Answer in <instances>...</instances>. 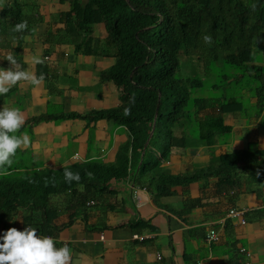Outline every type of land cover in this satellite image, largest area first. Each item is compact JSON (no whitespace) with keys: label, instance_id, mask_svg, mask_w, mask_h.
Listing matches in <instances>:
<instances>
[{"label":"crops","instance_id":"0c3cea01","mask_svg":"<svg viewBox=\"0 0 264 264\" xmlns=\"http://www.w3.org/2000/svg\"><path fill=\"white\" fill-rule=\"evenodd\" d=\"M72 1L0 0V67H11L7 52L12 49L26 68L45 74L39 85L21 81L0 94V108L23 110L26 119L19 132L27 131L31 138L11 164L0 166V176L91 161L120 165L119 151L130 140L125 126L82 116L119 107L117 87L103 78L115 59L78 50L80 37L69 23ZM24 20L28 27L17 30L15 25ZM91 33L94 41L103 38L104 25L93 24ZM257 49L252 65L264 67V46ZM37 55L42 62L33 64ZM252 77L224 78L226 89L232 80L244 84L237 94L223 97L236 99L235 111L223 116L231 129L212 145L199 141L190 128L176 129V136L188 137L185 148L173 150L149 172L142 171L136 152V165H129L124 177L111 179L93 205L81 207L68 194L50 196L52 224L62 227L56 243L72 248L69 264H264V182L256 176V167L264 162L256 158L264 154V109L257 103ZM214 113L205 110L193 119ZM241 154L254 155L253 168L235 158ZM226 155L231 156L228 162L223 161ZM172 176L189 180L169 184L170 193L162 195L160 182ZM232 208L244 210V224L228 216ZM28 213L18 209L2 228L0 224V235L12 226L26 227ZM211 229L217 240L208 242ZM134 235L146 237L140 241Z\"/></svg>","mask_w":264,"mask_h":264},{"label":"trees","instance_id":"16d2710c","mask_svg":"<svg viewBox=\"0 0 264 264\" xmlns=\"http://www.w3.org/2000/svg\"><path fill=\"white\" fill-rule=\"evenodd\" d=\"M70 17L69 23L80 37L78 50L87 48L91 54L115 59L103 78L115 84L120 100L117 108L82 116L107 118L123 125L130 140L119 151L118 166L91 161L35 170L22 176L2 174L1 228L18 209L26 208L29 213L24 217L25 225L56 238L62 227L52 224L50 196L68 194L81 207L96 201L111 179L124 177L127 167L136 165L133 160L136 152L142 166L154 133L158 139L163 126L165 140L161 156L155 158L153 168L148 161L143 163V172L152 171L173 150L187 146L188 137L176 136L173 131L179 126L186 132L199 112L216 111L197 118L199 141L212 145L216 136L229 132L231 128L223 123V116L235 111L234 100L202 96L207 86L190 74L194 72L185 73L181 68L183 61L185 65L196 63L203 70H211L212 63H221L226 67L223 78L227 80L234 78L233 75L253 76L254 95L259 107L264 109V67L252 65L255 47L264 46V0H73ZM95 23H102L105 28V36L96 41L91 33ZM205 35H210L211 40L206 41ZM217 86L207 89L214 90ZM153 123V134L147 141ZM230 157L226 155L223 161ZM258 157L264 159V154ZM235 158L253 168V154L235 155ZM67 168L79 171L81 179L69 182L65 178ZM256 170L258 182H264V162ZM186 179L165 177L160 182L163 183L161 194L170 193L169 184Z\"/></svg>","mask_w":264,"mask_h":264},{"label":"clouds","instance_id":"9594fccd","mask_svg":"<svg viewBox=\"0 0 264 264\" xmlns=\"http://www.w3.org/2000/svg\"><path fill=\"white\" fill-rule=\"evenodd\" d=\"M28 27L27 20L15 25L17 30ZM210 41L211 36L205 35ZM15 52H7V60L11 67H0V94L8 93L10 87L21 81L34 85L41 84L45 74L37 75L17 60ZM40 56H33L32 63H40ZM23 110L17 106L0 108V166L12 163L17 149L31 143L27 131L19 132L25 122ZM153 134V133H152ZM148 139V138H147ZM65 178L71 182L81 179L79 171L65 169ZM88 203V202H87ZM72 259V248L68 243L57 246L56 238L39 233L36 227L27 225L22 230L12 226L0 235V264H69Z\"/></svg>","mask_w":264,"mask_h":264},{"label":"rangeland","instance_id":"374dc122","mask_svg":"<svg viewBox=\"0 0 264 264\" xmlns=\"http://www.w3.org/2000/svg\"><path fill=\"white\" fill-rule=\"evenodd\" d=\"M258 46H261L260 44ZM257 51L258 49L255 47L254 49V57H257ZM182 61V60H181ZM181 68H183V70H186L188 72H194V73H190V74H194L195 77H197L198 79H201V83H203L205 86H207V88H210L211 85H218V88H215L214 90H209L207 88H204L203 90L209 93H201L203 95H205L206 97L209 96L210 94V98L211 99H223V97H226L227 94H229L230 96L235 95L238 93V91L240 90V88H243V84L244 81L239 82V83H234L233 80L231 81V87L230 89H226L225 87V83L227 84V81L223 78L224 74H226V67H224L223 64L221 63H212L211 65V70H203L202 69H198L197 64L195 63L194 66L191 63H187L185 65V62L183 61L181 64ZM202 67V66H201ZM263 73H264V68H263ZM232 77H235L234 75ZM238 80V79H237ZM242 103H245L244 101ZM196 118L192 119V121H190V125H189V131H191L194 135H196L197 133H199L198 131V126L196 123ZM182 126H185L186 124L183 122V120H181ZM181 127H177L176 129L180 130ZM174 129V134H175V130ZM160 135L158 137V139L156 138V135L154 133V137L151 139V143L150 145L147 147L145 155H144V161L143 163L145 164L147 161L149 162V165L153 168L155 165V158L156 157H160L161 156V152H162V143L165 140V128L164 126L160 128ZM191 141H193V138H191ZM181 150V149H180ZM169 156V155H168ZM168 156H165V159L168 158ZM142 160V159H141ZM142 163V167H144ZM65 195V194H63Z\"/></svg>","mask_w":264,"mask_h":264},{"label":"built area","instance_id":"2783aa9c","mask_svg":"<svg viewBox=\"0 0 264 264\" xmlns=\"http://www.w3.org/2000/svg\"><path fill=\"white\" fill-rule=\"evenodd\" d=\"M87 204H91L93 205L94 202L93 201H89ZM228 216L233 217V218H237L239 219V221L244 224L245 220H244V210H237V209H230L228 212ZM135 239L142 241L146 236H141V235H134L133 236ZM217 240V235L216 232H214L213 229H211L209 231V233L207 234V241L208 242H212V241H216ZM243 250V249H242ZM159 258V257H158Z\"/></svg>","mask_w":264,"mask_h":264},{"label":"water","instance_id":"95a60500","mask_svg":"<svg viewBox=\"0 0 264 264\" xmlns=\"http://www.w3.org/2000/svg\"><path fill=\"white\" fill-rule=\"evenodd\" d=\"M153 128H154V123H153V126H152V128H151V131H150V133H149L148 139L152 136V133H153V130H154ZM148 139H147V141H148ZM147 141H146V142H147Z\"/></svg>","mask_w":264,"mask_h":264}]
</instances>
